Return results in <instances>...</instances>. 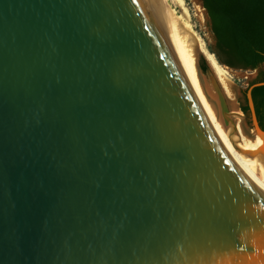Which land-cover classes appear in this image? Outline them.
<instances>
[{"label": "water", "instance_id": "water-1", "mask_svg": "<svg viewBox=\"0 0 264 264\" xmlns=\"http://www.w3.org/2000/svg\"><path fill=\"white\" fill-rule=\"evenodd\" d=\"M0 264H264V183L136 0H0Z\"/></svg>", "mask_w": 264, "mask_h": 264}, {"label": "bare ground", "instance_id": "bare-ground-1", "mask_svg": "<svg viewBox=\"0 0 264 264\" xmlns=\"http://www.w3.org/2000/svg\"><path fill=\"white\" fill-rule=\"evenodd\" d=\"M136 1L168 51L175 58L220 131L234 149L241 163L251 174L264 183V162L260 156L252 157L250 155V151L255 150L260 144V135H257L254 140L249 139L251 132L246 130L244 122L239 117L240 113L234 106H230L231 116L226 115L225 110L218 104L199 76L195 65L196 42L193 35L194 25L191 21V11L185 8L183 0ZM191 10L196 19L201 18L202 11L198 6L192 5ZM197 42L218 78L224 93L230 100H233L228 83L231 80L236 82L234 76L217 62L215 56L207 50L201 37H197ZM233 74L237 73L234 72ZM245 75H248V72ZM229 118H232L233 122Z\"/></svg>", "mask_w": 264, "mask_h": 264}, {"label": "trees", "instance_id": "trees-1", "mask_svg": "<svg viewBox=\"0 0 264 264\" xmlns=\"http://www.w3.org/2000/svg\"><path fill=\"white\" fill-rule=\"evenodd\" d=\"M202 4L220 61L230 68L258 69L251 84L264 83V0H202ZM202 60L207 63L203 56ZM251 96L264 131V85L253 88ZM242 109L249 113V107Z\"/></svg>", "mask_w": 264, "mask_h": 264}, {"label": "rangeland", "instance_id": "rangeland-1", "mask_svg": "<svg viewBox=\"0 0 264 264\" xmlns=\"http://www.w3.org/2000/svg\"><path fill=\"white\" fill-rule=\"evenodd\" d=\"M184 6L186 9L191 11V21L193 22L194 25V31H193V35L195 38V42H196V48H198L199 53L205 58L204 54L200 51L199 48V44L197 42V37H201L204 41V44L207 48V50H209V52H211L213 54V46H214V39H213V34L209 29V24H208V18H207V14L205 9L202 7L201 2L199 0H183ZM192 5H196L201 9V18L200 19H196V16H194L193 11L191 10V6ZM205 60L207 61V59L205 58ZM208 63V61H207ZM210 69L212 70L210 64L208 63ZM213 72V70H212ZM248 75H253V73L248 72ZM236 80V84L240 87L245 88V84L248 82L247 79H240V80ZM240 111V109H239ZM252 131V130H250Z\"/></svg>", "mask_w": 264, "mask_h": 264}, {"label": "flooded vegetation", "instance_id": "flooded-vegetation-1", "mask_svg": "<svg viewBox=\"0 0 264 264\" xmlns=\"http://www.w3.org/2000/svg\"><path fill=\"white\" fill-rule=\"evenodd\" d=\"M195 65H196L197 71H198L199 75L201 76V78L203 79V81L207 85L211 86L212 85V79H215L216 77H215L214 72H212V70L210 69L208 63H205L202 60V55L200 53L198 55H196ZM237 104H238L239 109H240L242 114L249 115V113L244 112L242 109L243 107H246V106L249 107L247 97H246V95H244V91L238 96ZM246 122L248 125H250L249 120H246Z\"/></svg>", "mask_w": 264, "mask_h": 264}]
</instances>
